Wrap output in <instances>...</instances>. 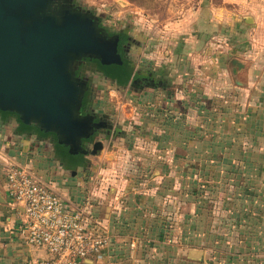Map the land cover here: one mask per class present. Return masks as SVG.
<instances>
[{"label":"crops","instance_id":"crops-1","mask_svg":"<svg viewBox=\"0 0 264 264\" xmlns=\"http://www.w3.org/2000/svg\"><path fill=\"white\" fill-rule=\"evenodd\" d=\"M201 10L179 49H146L147 87L99 100L95 151L0 110V264L45 256L8 195L16 165L101 222L108 246L80 264H264V0Z\"/></svg>","mask_w":264,"mask_h":264},{"label":"water","instance_id":"water-1","mask_svg":"<svg viewBox=\"0 0 264 264\" xmlns=\"http://www.w3.org/2000/svg\"><path fill=\"white\" fill-rule=\"evenodd\" d=\"M52 0H0V110L55 131L75 147L103 127L82 115L85 84L70 69L74 55L121 63L117 41L105 39L89 15L51 14Z\"/></svg>","mask_w":264,"mask_h":264},{"label":"built area","instance_id":"built-area-1","mask_svg":"<svg viewBox=\"0 0 264 264\" xmlns=\"http://www.w3.org/2000/svg\"><path fill=\"white\" fill-rule=\"evenodd\" d=\"M5 179L11 201L20 208L25 242L45 251L26 264H80L108 246L97 218L52 191L30 170L11 166Z\"/></svg>","mask_w":264,"mask_h":264},{"label":"rangeland","instance_id":"rangeland-1","mask_svg":"<svg viewBox=\"0 0 264 264\" xmlns=\"http://www.w3.org/2000/svg\"><path fill=\"white\" fill-rule=\"evenodd\" d=\"M69 1L75 5L72 0ZM206 3L207 0H77V6L74 7L81 10L83 7L102 16L103 21L111 25L116 34V29L122 25L130 29L140 41L136 63L148 64L146 49L149 47L156 56L169 49L180 48L179 36L183 37L184 34L192 32L191 23L182 25L183 20L203 16L201 7L206 6ZM160 59L162 58L154 60L159 63ZM103 92V100H127L126 95L118 91ZM99 96L101 97V94Z\"/></svg>","mask_w":264,"mask_h":264},{"label":"flooded vegetation","instance_id":"flooded-vegetation-1","mask_svg":"<svg viewBox=\"0 0 264 264\" xmlns=\"http://www.w3.org/2000/svg\"><path fill=\"white\" fill-rule=\"evenodd\" d=\"M72 2L77 6V0H72ZM51 5V14L59 19L67 12H80L84 15H89L93 19L96 28L100 30L106 40L112 42L117 41V53L121 57L120 64L110 63L104 65L101 63L99 57L74 55L70 69L73 75L78 79V84H85V86H83L86 90L81 99L83 100V105L80 109V114L94 115L95 112L101 113L100 107L97 104L99 100H103V90H112L116 87L128 85L129 89H132H130V91L129 89H125L124 93H121L130 95L133 90L142 91L145 86L147 87L149 85L148 75L150 72L146 63H136L137 49L139 48L140 41L130 29H127V27L124 28V25H122L121 28L116 29L118 32L116 34L111 25H107L103 21L102 16L96 15L88 11L89 9L87 10L83 7H81L82 10L74 7L75 5L73 6L69 0H52ZM114 66H119L122 70L121 72L124 71L127 75L129 74V69L132 68L131 71L134 73L132 79L128 81L127 79L125 80L126 76L124 72H118V76H113L112 73H108L111 67L114 68ZM125 81L126 83H123ZM118 90L121 91L119 88ZM100 94L101 97L99 96ZM88 101H90L89 104L87 103ZM94 121L97 122L98 119L96 118ZM104 124L105 123H103V126ZM94 139L93 136H90L88 139H82L78 147L72 146V148H81L82 144V146L86 147V151H95L100 147V144Z\"/></svg>","mask_w":264,"mask_h":264},{"label":"trees","instance_id":"trees-1","mask_svg":"<svg viewBox=\"0 0 264 264\" xmlns=\"http://www.w3.org/2000/svg\"><path fill=\"white\" fill-rule=\"evenodd\" d=\"M114 69V70H113ZM122 70H121V68L119 67V66H114V68L113 67H111V70H109L108 71V73H112V75L113 76H118V72H121ZM124 72V71H123ZM123 72H121V73H123ZM124 74H125V80L128 78V75L126 74V72H124Z\"/></svg>","mask_w":264,"mask_h":264}]
</instances>
